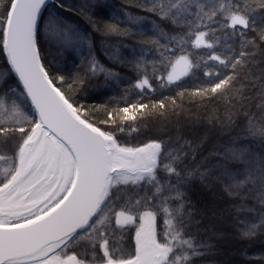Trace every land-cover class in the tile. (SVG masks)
<instances>
[{
  "label": "trees",
  "instance_id": "trees-1",
  "mask_svg": "<svg viewBox=\"0 0 264 264\" xmlns=\"http://www.w3.org/2000/svg\"><path fill=\"white\" fill-rule=\"evenodd\" d=\"M6 2L0 0V17ZM197 2L204 5L205 12L218 4V0ZM262 3L264 0H244L251 10L248 29L222 27L225 20L219 13L202 24L195 17V5L190 6L191 15L184 14L173 23L147 11L152 7L147 0H53L46 8L37 37L41 60L70 102L86 112L90 122L113 132L122 146L141 147L154 140L168 146L156 169L163 189L160 194L144 182L142 188L121 186L125 195L114 207L109 201L103 209L109 211V219L92 239L102 243L99 232L105 233L110 251L120 249L114 258L135 255V233L139 216L145 211L156 213L157 239L165 242L166 216L161 209L167 206L175 210L182 203L183 238L191 239L199 253L190 264H264V204L256 196L264 184V137L249 132L250 120L253 131L264 129ZM49 20L53 21L51 27ZM3 27L0 22V95L14 90L24 102L9 95L5 97L7 107L16 100L28 117L20 118L19 123L4 120L3 127L30 131L38 119L9 64L3 48ZM198 31L207 33L205 39L213 48L194 46ZM174 36L177 40L172 41ZM181 55L188 57L192 68L169 83V61ZM213 55L221 56L226 64L210 59ZM237 58L240 63H236ZM145 77L150 87H137ZM229 77L228 84L211 92L216 83ZM141 104L145 108L140 109ZM124 107L129 108L134 120L121 119ZM20 136L18 131L6 140L0 136V155L9 158L0 160V173L15 163ZM181 147L178 162L166 158ZM166 164L176 168L179 175L166 172ZM249 176L255 183L241 185ZM3 178L0 174V182ZM173 187L182 195L181 201L173 199L177 195ZM129 196L133 197L130 203ZM135 200L141 204L135 205ZM120 211L135 216V223L117 227L114 217ZM252 224L258 227L245 235ZM65 251L75 252L88 264L104 263L103 250H94L85 241H73Z\"/></svg>",
  "mask_w": 264,
  "mask_h": 264
},
{
  "label": "snow or ice",
  "instance_id": "snow-or-ice-1",
  "mask_svg": "<svg viewBox=\"0 0 264 264\" xmlns=\"http://www.w3.org/2000/svg\"><path fill=\"white\" fill-rule=\"evenodd\" d=\"M147 2L152 3L147 11L158 13L162 19H171L173 23H178L177 18L184 14L191 15L190 6L195 5L198 9L195 17L202 24L205 20L212 21L219 13L225 20L222 27L235 29L241 26L248 29L250 25L251 10L244 0H218V4L211 5L209 12H205L204 5L197 0ZM45 3L46 0H7L0 17V22L4 24L3 48L8 61L39 114V120L32 122L30 131L24 127L4 128V120L19 123L20 118L27 120L28 117L20 111L16 100H13L10 108L7 107L5 97L11 95L20 100L14 90L9 89L0 95V117L3 118L0 119V136L6 140L10 133L18 131L22 140L15 153V163H10L0 173L4 176V181L0 182V264H86L75 252L69 255L65 251L73 241H85L94 250L97 247L102 249L104 264H190L199 253L191 239L183 238L185 233L180 223L184 215L182 203L175 210L167 206L161 209L166 216L163 243L156 235V213L145 211L139 216L141 223L135 233L134 256L123 258L120 255L114 258L120 249L113 247L110 251L109 240L103 232H99L102 243L97 244L92 239V234L97 233L108 220L107 214L96 219L103 207L109 201L114 207L125 195L121 186L142 188L144 182L156 188V195L162 192L156 169L168 146L155 140L141 147L118 144L113 132L104 131L85 118L87 113L75 107L53 83L41 63L37 48L39 20ZM261 7L264 8V3ZM252 23H255L254 17ZM52 24L53 21L49 20L48 26ZM194 35L196 48H213V44L205 39L206 32L198 31ZM171 40L175 41L177 37H171ZM69 42L70 38L65 41ZM239 55L242 57L244 52L241 51ZM210 59L226 64L219 55H213ZM169 62V83L187 75L192 68L191 61L185 55ZM236 63H240L239 58ZM96 70L97 65L93 62L92 71ZM99 70L103 71L102 68ZM59 79L63 81L64 78ZM230 79L220 80L211 88V92L220 90ZM137 87H150L148 78L138 82ZM23 102L20 100V103ZM139 108L143 109L145 105L141 104ZM120 111L124 114L121 119H135L128 107ZM108 115L112 119V113ZM249 132L252 136L264 137V129L252 130L251 120ZM182 150V147L177 148L175 155L168 153L166 158L178 162ZM8 159L0 155V160ZM164 170L179 175L171 165H164ZM247 182L255 183L250 176L240 183L243 185ZM171 190L177 191L173 199L181 201L182 195L178 190L174 187ZM256 196L264 204V184L256 191ZM113 197L116 199L113 200ZM132 200L133 197L129 196L127 202ZM134 204L140 205L141 200H135ZM114 218L116 226L120 228L136 220L128 211L116 212ZM256 227V224L250 225L249 231L244 234H250Z\"/></svg>",
  "mask_w": 264,
  "mask_h": 264
},
{
  "label": "water",
  "instance_id": "water-1",
  "mask_svg": "<svg viewBox=\"0 0 264 264\" xmlns=\"http://www.w3.org/2000/svg\"><path fill=\"white\" fill-rule=\"evenodd\" d=\"M51 2H53V0H46L45 5L42 6V9H41V18H40V20H39V24H40V22H41L42 16H43V14H44L46 8L49 6V4H50ZM37 37H38V34H37ZM37 48H38V50H39V47H38V40H37ZM5 53H6V56H7V52H6V50H5ZM7 58H8V57H7ZM41 63H42V60H41ZM9 64H10V62H9ZM42 64H43V63H42ZM10 66H11V64H10ZM11 69H12V68H11ZM45 70H46V68H45ZM12 71H13V73H14L16 79L18 80L20 86L22 87V89H23V91H24V93H25V96H26V90L23 88V83L19 80L18 75L15 73V71H14L13 69H12ZM46 71H47V70H46ZM49 77H50V75H49ZM53 83H54V82H53ZM54 84H55V83H54ZM55 85H56V84H55ZM56 86H57V85H56ZM57 87H58V86H57ZM26 97H27V96H26ZM27 99H28L29 104H30V106L32 107L33 111L35 112V114H36V116H37V119L39 120V114H38V112L35 110L34 105L31 104V100H30V98L27 97ZM103 264H104V263H103Z\"/></svg>",
  "mask_w": 264,
  "mask_h": 264
},
{
  "label": "rangeland",
  "instance_id": "rangeland-1",
  "mask_svg": "<svg viewBox=\"0 0 264 264\" xmlns=\"http://www.w3.org/2000/svg\"><path fill=\"white\" fill-rule=\"evenodd\" d=\"M105 214H107V216L109 217V211H107V210H105V211L103 210V212H102V214L100 215V217H103ZM100 217H99V218H100ZM108 219H109V218H108ZM107 221H108V220H106V222H107ZM106 222H105V223H106ZM140 223H141V221H140ZM140 223H139V225H140ZM139 225L137 226V228L139 227ZM99 229H100V228H99ZM66 252H67V254H69V255L73 253V252L71 253V252H68V251H66ZM77 256H78V255H77ZM78 258H79V257H78ZM86 264H88V263H86Z\"/></svg>",
  "mask_w": 264,
  "mask_h": 264
},
{
  "label": "flooded vegetation",
  "instance_id": "flooded-vegetation-1",
  "mask_svg": "<svg viewBox=\"0 0 264 264\" xmlns=\"http://www.w3.org/2000/svg\"><path fill=\"white\" fill-rule=\"evenodd\" d=\"M3 181H4V178H3ZM3 181H1V182H3ZM105 207V206H104ZM104 207H103V209H104ZM103 212V211H102ZM102 212L99 214V217H100V215L102 214ZM99 217H97L96 219H99Z\"/></svg>",
  "mask_w": 264,
  "mask_h": 264
}]
</instances>
